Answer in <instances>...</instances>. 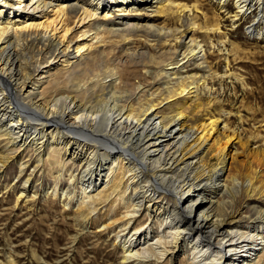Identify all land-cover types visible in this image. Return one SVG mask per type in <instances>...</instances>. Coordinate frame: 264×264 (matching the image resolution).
I'll return each instance as SVG.
<instances>
[{
  "label": "bare ground",
  "instance_id": "1",
  "mask_svg": "<svg viewBox=\"0 0 264 264\" xmlns=\"http://www.w3.org/2000/svg\"><path fill=\"white\" fill-rule=\"evenodd\" d=\"M102 1L0 0V137L11 152H37L57 177L67 154L86 216L106 200L119 205L121 264H264V208L237 206L243 195H264L258 170L244 178L228 172L233 136L214 137L220 117L190 115L202 104L188 105L199 82L179 72L191 60L211 71V34L220 50L230 53L227 43L233 55L243 50L227 37L225 21L252 18L250 35L264 36V0ZM142 14L176 16L205 41L190 35L175 61L180 28L143 22ZM140 28L163 34L168 48L125 58L101 49L108 36L128 38ZM141 63L148 76L131 72ZM160 75L166 80L152 89ZM11 158L2 154L1 166ZM62 193L71 199L69 189ZM151 221L156 231L147 229Z\"/></svg>",
  "mask_w": 264,
  "mask_h": 264
},
{
  "label": "rangeland",
  "instance_id": "2",
  "mask_svg": "<svg viewBox=\"0 0 264 264\" xmlns=\"http://www.w3.org/2000/svg\"><path fill=\"white\" fill-rule=\"evenodd\" d=\"M181 1L190 3L194 0ZM101 3L111 4L112 0ZM207 8L210 11L218 10L216 5ZM128 17L137 18L134 15ZM139 18H143V22L149 19L157 25L180 28L178 41H173L178 50L174 57L179 56L173 58L175 61L180 59L179 50H184L190 35L205 41L204 33H190L176 16L150 18L142 14ZM251 19L240 26H234L230 20L225 21L226 26L223 23L227 37L243 48L237 55L231 52L230 43H227L230 53L220 50V37L211 34L215 47L205 46L207 59L212 62L211 71L191 60L182 65L179 72L193 75L199 82L197 95L190 97L188 105L202 104L200 109H195L196 113L193 110L190 115L206 112L207 116L220 117L219 131L214 137L218 138L223 131L233 136L230 150L227 149V154L231 156L228 159V172H236L244 178L249 170L250 173L258 170L256 173L261 177L259 184L264 186V36L260 34L256 38L250 35L248 26ZM166 41L163 34L140 28L131 30L128 38L117 34L108 36L107 43L101 49L109 56L122 55L125 58L140 48L151 53L167 49L169 45ZM123 62L118 60L120 64ZM130 69L131 72L138 70L140 76H148L144 74L146 70L142 68V63L132 64ZM129 78L133 79L132 74ZM165 80V76L160 75L152 79L150 87ZM7 146L6 140L0 137V154L12 157L6 167L0 164V264H121L123 241L116 238L119 228L115 213L119 205H112V201L106 202L104 199L105 203H101L96 213L86 216L88 209L82 207L78 198L81 190L68 179L70 172H78V169L68 160L67 154L61 155L66 168L62 167L63 177H57L58 168L51 172L43 170L46 164L37 161V152L30 148L11 152ZM46 151L48 148H45ZM43 152L42 157L45 158L47 154ZM27 177L29 182L25 186ZM66 188L72 192L71 199L62 193ZM246 197L242 196L238 207L248 201L252 204L251 208H264V195L254 199ZM84 215L86 218H82ZM153 223H148L147 229L152 226V230L156 231L157 226Z\"/></svg>",
  "mask_w": 264,
  "mask_h": 264
}]
</instances>
